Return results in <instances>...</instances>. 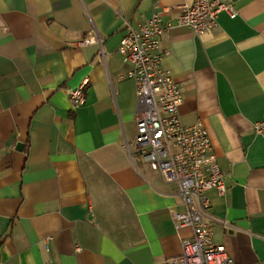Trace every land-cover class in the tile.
I'll use <instances>...</instances> for the list:
<instances>
[{
	"label": "crops",
	"instance_id": "0c3cea01",
	"mask_svg": "<svg viewBox=\"0 0 264 264\" xmlns=\"http://www.w3.org/2000/svg\"><path fill=\"white\" fill-rule=\"evenodd\" d=\"M190 1L0 0V264L181 254L191 231L172 220L176 185L133 151L137 99L118 47L126 26L153 13L174 24ZM228 1L235 17L213 30L164 33L161 66L182 92L180 122L202 123L224 177V194L207 193L213 241L234 264H264V0Z\"/></svg>",
	"mask_w": 264,
	"mask_h": 264
},
{
	"label": "built area",
	"instance_id": "2783aa9c",
	"mask_svg": "<svg viewBox=\"0 0 264 264\" xmlns=\"http://www.w3.org/2000/svg\"><path fill=\"white\" fill-rule=\"evenodd\" d=\"M220 13L230 18L236 15L228 0H191L181 7L174 24L164 23L160 14L153 13L136 28L126 26L118 47L130 65L125 78L132 80L137 99L133 151L167 183L176 185L184 211L172 213V220L177 228L191 231L173 264H234L225 248L213 241L209 222L207 193L216 190L224 194V177L202 123L186 127L180 122L183 95L172 74L162 68L165 53L160 50L161 36L174 25L199 36L216 27ZM86 84L69 91L75 106L84 104ZM256 130L264 131V123Z\"/></svg>",
	"mask_w": 264,
	"mask_h": 264
}]
</instances>
